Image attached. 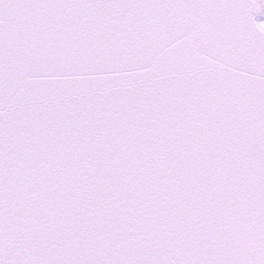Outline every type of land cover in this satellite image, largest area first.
Returning a JSON list of instances; mask_svg holds the SVG:
<instances>
[{"label": "snow or ice", "instance_id": "1", "mask_svg": "<svg viewBox=\"0 0 264 264\" xmlns=\"http://www.w3.org/2000/svg\"><path fill=\"white\" fill-rule=\"evenodd\" d=\"M0 264H264V0H0Z\"/></svg>", "mask_w": 264, "mask_h": 264}]
</instances>
